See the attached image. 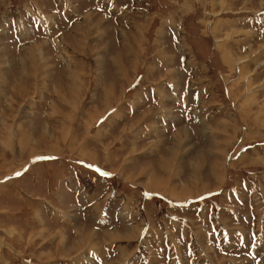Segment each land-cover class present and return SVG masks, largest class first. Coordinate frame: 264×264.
<instances>
[{"label": "rangeland", "instance_id": "rangeland-1", "mask_svg": "<svg viewBox=\"0 0 264 264\" xmlns=\"http://www.w3.org/2000/svg\"><path fill=\"white\" fill-rule=\"evenodd\" d=\"M0 242L264 264V0H0Z\"/></svg>", "mask_w": 264, "mask_h": 264}, {"label": "bare ground", "instance_id": "bare-ground-1", "mask_svg": "<svg viewBox=\"0 0 264 264\" xmlns=\"http://www.w3.org/2000/svg\"><path fill=\"white\" fill-rule=\"evenodd\" d=\"M45 21V20H44ZM48 24V23H47ZM220 42V41H219ZM216 43L215 45L217 46L216 47V49H218V51L220 50L221 52H223V58H224V60H225V62L228 64L229 63V61L231 60V54H228L227 52H226V45L228 44V42L226 43L225 41H222L221 43ZM235 44V43H234ZM237 45V44H236ZM255 51V50H254ZM229 52V51H228ZM251 55V54H250ZM248 56V55H247ZM238 60V59H237ZM242 60V59H241ZM240 60V61H241ZM251 60V59H250ZM249 61V60H248ZM243 62H247L246 61V57L244 58V61ZM255 62V61H254ZM249 63V62H248ZM238 64V63H237ZM251 64V63H250ZM256 64V63H255ZM258 64V63H257ZM229 65V64H228ZM109 94V93H108ZM110 96V95H109ZM180 141V140H179ZM180 143H182L181 141L177 144L178 146H176L177 147V149H174V150H171V155H174V154H176V156H178V151L180 150L179 148H181V144ZM193 162V161H192ZM192 162H191V165H193L192 164ZM195 165V164H194ZM197 166V165H196ZM213 174V176H214V172L212 173ZM150 185H153V183H151ZM85 232V231H84ZM82 235V234H81ZM91 235V234H90ZM89 237V236H88ZM90 239V238H89ZM89 241V240H88ZM81 242L83 243V241L81 240ZM76 243V242H75ZM80 244V243H79Z\"/></svg>", "mask_w": 264, "mask_h": 264}, {"label": "crops", "instance_id": "crops-1", "mask_svg": "<svg viewBox=\"0 0 264 264\" xmlns=\"http://www.w3.org/2000/svg\"><path fill=\"white\" fill-rule=\"evenodd\" d=\"M212 2H214L215 3V1H212ZM214 3H213V5H214ZM216 4V3H215ZM121 68V67H120ZM117 73L118 74H121V75H123V70L122 69H119L118 71H117ZM116 76H117V74H116ZM120 81H124V79L123 78H118ZM104 81L106 80V78H104L103 79ZM131 232H132V229H131V231H130V229H129V234H131ZM133 234H131V236H132ZM0 245H2V242H0ZM124 256V255H123ZM125 260V259H124ZM124 260H122V261H124Z\"/></svg>", "mask_w": 264, "mask_h": 264}, {"label": "snow or ice", "instance_id": "snow-or-ice-1", "mask_svg": "<svg viewBox=\"0 0 264 264\" xmlns=\"http://www.w3.org/2000/svg\"><path fill=\"white\" fill-rule=\"evenodd\" d=\"M17 175H20V173H17Z\"/></svg>", "mask_w": 264, "mask_h": 264}, {"label": "trees", "instance_id": "trees-1", "mask_svg": "<svg viewBox=\"0 0 264 264\" xmlns=\"http://www.w3.org/2000/svg\"><path fill=\"white\" fill-rule=\"evenodd\" d=\"M216 196H218V194Z\"/></svg>", "mask_w": 264, "mask_h": 264}]
</instances>
